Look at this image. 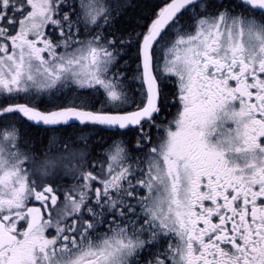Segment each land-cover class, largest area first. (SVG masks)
Masks as SVG:
<instances>
[{
	"label": "snow or ice",
	"instance_id": "snow-or-ice-1",
	"mask_svg": "<svg viewBox=\"0 0 264 264\" xmlns=\"http://www.w3.org/2000/svg\"><path fill=\"white\" fill-rule=\"evenodd\" d=\"M0 264H264V0H0Z\"/></svg>",
	"mask_w": 264,
	"mask_h": 264
}]
</instances>
